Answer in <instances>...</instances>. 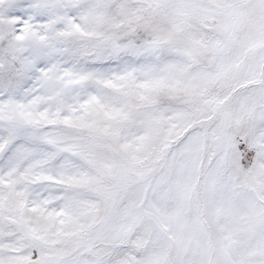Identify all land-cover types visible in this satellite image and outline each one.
<instances>
[{
    "label": "snow or ice",
    "instance_id": "snow-or-ice-1",
    "mask_svg": "<svg viewBox=\"0 0 264 264\" xmlns=\"http://www.w3.org/2000/svg\"><path fill=\"white\" fill-rule=\"evenodd\" d=\"M0 264H264V0H0Z\"/></svg>",
    "mask_w": 264,
    "mask_h": 264
}]
</instances>
